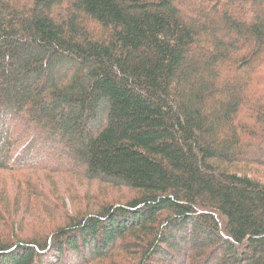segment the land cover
<instances>
[{
  "label": "trees",
  "instance_id": "1",
  "mask_svg": "<svg viewBox=\"0 0 264 264\" xmlns=\"http://www.w3.org/2000/svg\"><path fill=\"white\" fill-rule=\"evenodd\" d=\"M254 167L264 0H0V172L43 200L0 193V264H264ZM45 172L130 195L71 213Z\"/></svg>",
  "mask_w": 264,
  "mask_h": 264
},
{
  "label": "rangeland",
  "instance_id": "2",
  "mask_svg": "<svg viewBox=\"0 0 264 264\" xmlns=\"http://www.w3.org/2000/svg\"><path fill=\"white\" fill-rule=\"evenodd\" d=\"M49 161H47L48 163ZM249 173L264 182V168L254 167ZM22 175L29 176L31 173L17 174V173H1L0 172V193H8L6 199L11 202L20 201L21 205L32 206L40 208L43 200L35 198L34 196H28V194L22 193L23 184L20 183ZM22 176V177H21ZM35 181H40L44 188V191L48 193L51 200L58 207L65 206L69 212L73 213L77 210L84 211L85 207L103 199L104 203H112L119 200L124 201L125 198L129 197L127 190L112 189L108 186H104L98 183H88L79 174H68L56 175L55 173H35ZM28 178V177H27ZM26 180V179H24ZM22 185V187L20 186ZM23 195V196H22ZM98 195V196H97ZM21 199H20V198ZM48 198V201L51 200ZM100 197V198H98ZM1 198V197H0ZM112 201V202H108ZM23 210V209H22Z\"/></svg>",
  "mask_w": 264,
  "mask_h": 264
}]
</instances>
